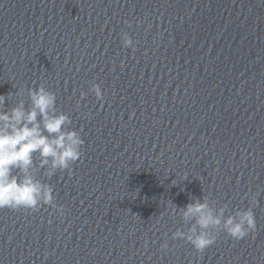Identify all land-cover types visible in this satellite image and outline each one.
Returning <instances> with one entry per match:
<instances>
[{"label":"water","instance_id":"95a60500","mask_svg":"<svg viewBox=\"0 0 264 264\" xmlns=\"http://www.w3.org/2000/svg\"><path fill=\"white\" fill-rule=\"evenodd\" d=\"M37 88L80 158L11 169L51 202L0 209V264H264V0H0V112ZM194 202L224 209L199 254L172 239Z\"/></svg>","mask_w":264,"mask_h":264},{"label":"clouds","instance_id":"9594fccd","mask_svg":"<svg viewBox=\"0 0 264 264\" xmlns=\"http://www.w3.org/2000/svg\"><path fill=\"white\" fill-rule=\"evenodd\" d=\"M93 91L98 99L102 98L98 86H94ZM31 100L32 110L27 113L22 106L12 109L10 114L0 112V209L34 210L40 202L41 195L43 203L51 202L50 188H43L39 183L33 182L30 177L18 183L17 179L11 176L12 168L26 172L31 165L33 152H40L42 164H47V158L51 157L53 168L65 169L69 162H76L80 158L77 148L82 141L75 132L62 131V125L68 121L64 115L54 114V94L46 92L43 88H37L31 93ZM3 101L4 96L0 95V104ZM37 115L42 118L44 131L57 134L54 139L41 134L40 124L36 122ZM223 214L224 209H220L214 215L206 203L187 204L182 217L185 222L194 219L200 231L197 232L196 227L190 228L187 234L177 231L172 239H183L196 253H203L216 240V237L207 229L219 227L220 217ZM223 224L225 234L237 241L256 230L251 208L236 211L233 216L224 220ZM161 249L168 250L166 242L161 245Z\"/></svg>","mask_w":264,"mask_h":264}]
</instances>
